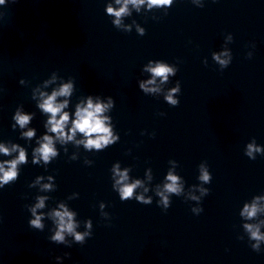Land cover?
<instances>
[{"label":"clouds","instance_id":"clouds-1","mask_svg":"<svg viewBox=\"0 0 264 264\" xmlns=\"http://www.w3.org/2000/svg\"><path fill=\"white\" fill-rule=\"evenodd\" d=\"M117 3H120V0H116ZM4 0H0V4H3ZM132 3L133 5L144 4L145 0H125L124 5L119 10H114L111 6L108 7L107 11L109 13H113L117 20L116 24H119V17L127 12V4ZM149 6H160V5H170L171 0H148ZM226 55V53H225ZM221 65H227V60L220 59V56L214 57ZM148 71L153 74V79L148 80L147 82H141L140 88L144 92H157L158 88H151L149 85L155 83V77H160L163 81L168 79V74L173 72V69L168 67L166 64L157 63L154 67H149ZM73 91V84L71 82L62 85L58 90H54L51 95L46 96L43 99L42 103H40L39 107L45 112L49 113L50 117L48 119V131L54 133L56 138L63 141L72 140L77 132L83 134L86 137V141H81V143H85L87 148H95L97 150L102 147L107 146L112 142V134L110 128L107 126L106 121L108 117L103 116L102 114L105 110L111 105V100L109 104L102 103H93L91 96H89L87 100L86 106L77 105L75 111V119L72 120L71 128L69 129V133H65V126L69 123L70 117L68 112L62 111L67 107V100L63 103L57 102V97H67L71 95ZM179 91V85L177 88L171 90V92L165 97L166 100L174 105L178 106L180 101L173 98V93ZM42 96L45 94L41 93ZM59 117V118H57ZM16 123L24 128L30 121L31 117L29 115L22 114L17 111L14 117ZM34 130H29L24 133L25 136L31 138L34 135ZM53 137L49 135H45L43 137V142L40 144V147L35 151L39 154V157L42 158L45 162H48L50 157L56 155V150L53 146ZM18 148L17 145H13L11 151H16ZM261 149L256 147L254 144L248 145L247 155L252 157L253 152H260ZM10 149L5 147L3 144H0V153H4L8 155ZM254 159V157H253ZM25 152L23 149H19V155L16 159L11 161H5L4 163H0V187L8 184L10 181H13L17 177V165L25 162ZM38 161L34 158L33 163H37ZM7 165V167H5ZM201 175L199 179L206 183L211 182L212 176H210L209 171L205 169L203 166L200 168ZM117 175H119V180L116 182L120 184L119 194L121 200H127L133 197L134 189L139 186L140 181H136L132 184L124 183L128 180L127 172H119L117 169ZM167 180L169 183L165 185V190L170 193L179 194L181 188L179 186V177L173 175L171 173L168 174ZM49 187L45 185V188ZM208 193L210 189L204 190ZM163 196V193H161ZM137 200L143 201L145 204L150 203V201L144 200L142 196L136 197ZM195 199V197H193ZM260 198H257V200ZM163 203L165 208L168 206V198L166 196L163 197ZM44 206V198H40L39 202L36 204L35 208H42ZM35 208L32 210L33 214H35ZM63 211H55L52 215L56 219L58 224V230L54 236L51 237L52 241H56L58 243L64 242V233L67 232L69 234L75 235V239L78 242L84 241V236L75 233L76 225L73 223L72 216L73 214L69 212L63 205H61ZM262 209L256 201L252 204H245L241 215L246 216L248 218H254L257 216ZM193 212H203V208L200 209H192ZM41 217L37 216L35 220L31 221V225L37 229H42L43 225L40 223ZM90 226V225H89ZM245 229L250 233V237L257 241L256 244L252 245L254 249L259 250V242L264 241V234H261L259 231V227L257 225L246 224L244 225ZM66 257L70 256V253H65Z\"/></svg>","mask_w":264,"mask_h":264}]
</instances>
